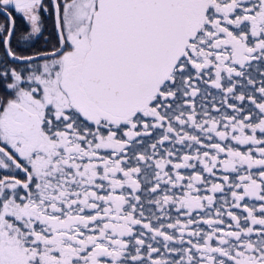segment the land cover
Masks as SVG:
<instances>
[{
    "label": "snow or ice",
    "instance_id": "1",
    "mask_svg": "<svg viewBox=\"0 0 264 264\" xmlns=\"http://www.w3.org/2000/svg\"><path fill=\"white\" fill-rule=\"evenodd\" d=\"M50 3L26 55L0 0V264H264V0Z\"/></svg>",
    "mask_w": 264,
    "mask_h": 264
},
{
    "label": "rangeland",
    "instance_id": "2",
    "mask_svg": "<svg viewBox=\"0 0 264 264\" xmlns=\"http://www.w3.org/2000/svg\"><path fill=\"white\" fill-rule=\"evenodd\" d=\"M46 5H48V8H47V10L44 11V12H47V13L50 15V19L45 18V20H44L45 26L42 27V28H43V31H42L43 35L40 36V37H41V42H40L39 44H33V43H32L33 40L35 39V37L37 38L39 35L33 37V38H32L31 40H29V41H24L23 39H21V42L19 43L21 47H19V48H23L24 50H22V51H18V52L24 54V52L26 51V47H29V51H38V50H35V49H38V45L41 46V47H47V44L49 43L50 35H51L52 33H54L53 29H54L55 17H54L53 9H52V7H51L50 0H48V3H47ZM26 22H27V21H26ZM26 22H25V23H26ZM48 23H50V24L48 25V26H50V30L48 29V27L46 28V26H47ZM26 26L29 28L28 24H27ZM48 32H51V34H48ZM18 41H19V38H18ZM18 41H17V42H18ZM51 41H52V40H51ZM19 44H17V46H19ZM1 46L3 47V45H1ZM24 46H25V47H24ZM51 51H52V50H51ZM15 65H16V66L11 65V67H17V68L22 67L21 65H17V64H15ZM24 70H25V71H28V70H30V69H28V68H24ZM250 71L253 73V75H255V76L258 75V73H257V71H256L255 68L250 69ZM202 87H203V88H206V89H207V92L210 93V95H208V96H206V98H204L203 102H204L205 104H207V105L210 106L211 103H212L213 101H215V102L217 103V106H219V101L221 100V97H222V94L219 92V90L212 88L210 84H209V85H202ZM200 102H201V98L198 97V98H197V104H198V106H199ZM222 110H223V109H222ZM229 111H230V110H229ZM213 114L215 115V113H213ZM154 135H155V134H154ZM151 142H154V141H152V140H150V139L147 141V143H149V144H150ZM166 146H167V145H166ZM146 196H147V193H145L144 196H142V199L147 198ZM146 214H147V213H146Z\"/></svg>",
    "mask_w": 264,
    "mask_h": 264
},
{
    "label": "trees",
    "instance_id": "3",
    "mask_svg": "<svg viewBox=\"0 0 264 264\" xmlns=\"http://www.w3.org/2000/svg\"><path fill=\"white\" fill-rule=\"evenodd\" d=\"M20 21H22V20L20 19ZM3 22H4V18L2 16H0V23H3ZM49 24L50 23L47 24L46 28L48 27V29L50 30V26H48ZM16 29H17V31H16V40L13 42V46L14 47L16 46V45H14V43H16L18 41L20 33H22V34L26 33V31L24 29H23L24 31L20 30V25H19L18 21H17ZM53 31H54V29H53ZM48 34H51V32H48ZM55 45H56V38H55V31H54V33H52L50 35L49 43L47 44V47H41V46L38 45V49H35V50H38V51H29V47H26V51L24 52V54L27 55V54H33L35 52H40V51H51V50L54 49ZM22 50H24V49L23 48H19V47L17 48V51H22ZM3 52H4V48L0 45V59L3 58ZM12 65L16 66L15 64H12Z\"/></svg>",
    "mask_w": 264,
    "mask_h": 264
},
{
    "label": "flooded vegetation",
    "instance_id": "4",
    "mask_svg": "<svg viewBox=\"0 0 264 264\" xmlns=\"http://www.w3.org/2000/svg\"><path fill=\"white\" fill-rule=\"evenodd\" d=\"M48 3V0H45V4H47ZM13 16H14V19H15V23H16V25H17V21L19 22V25H20V30H22V31H26V29H28V27L26 26L27 25V22H26V20L25 19H23L22 17H21V15L20 14H18V13H13ZM45 18H47V19H50V15L47 13V12H42L41 13V19H42V27H44L45 26V23H44V20H45ZM20 19L22 20V21H20ZM26 22V23H25ZM24 29V30H23ZM24 35H26V33L25 34H22V33H20V36H19V41H18V43L16 42V43H14V45H16L15 47H14V49L15 50H17V48L18 47H21L20 46V42H21V37L22 36H24ZM41 35H43V33H41L37 38L35 37V39L33 40V44H39L40 42H41ZM17 44H19V46H17ZM256 76H258V75H256ZM179 147V146H178ZM182 171H187V170H182ZM154 195V194H153ZM217 195H219V194H217ZM146 197H148V193H147V196ZM146 207H148L147 205H146ZM173 215H175V213L173 212ZM206 227V226H205Z\"/></svg>",
    "mask_w": 264,
    "mask_h": 264
}]
</instances>
